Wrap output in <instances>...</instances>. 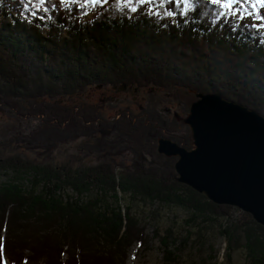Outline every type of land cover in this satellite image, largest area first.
Instances as JSON below:
<instances>
[{"label":"trees","instance_id":"trees-1","mask_svg":"<svg viewBox=\"0 0 264 264\" xmlns=\"http://www.w3.org/2000/svg\"><path fill=\"white\" fill-rule=\"evenodd\" d=\"M26 3L0 0V109L20 115L38 109L43 117V107L65 108L60 100L67 95L114 85L217 92L264 115V33L218 17L222 9L210 0H163L162 5L153 0L143 6L47 0L48 11L36 17L31 6L25 10ZM133 6L135 13L129 10ZM93 10L95 16L84 20ZM1 145L6 149L8 139ZM4 148L0 264L5 259L9 264H125L133 246L148 242L147 223L139 224L134 200L181 207L208 222V229L201 222L194 225L197 238L210 241L202 264H218L215 237L226 243V260L243 249L248 264H264V225L178 181L171 159L165 168L150 161L134 172H119L110 162L61 169L19 152L7 155ZM123 197L132 204L123 207ZM210 231L214 238L207 236ZM155 234L163 264H180V246L190 234L183 237L172 227Z\"/></svg>","mask_w":264,"mask_h":264},{"label":"rangeland","instance_id":"rangeland-1","mask_svg":"<svg viewBox=\"0 0 264 264\" xmlns=\"http://www.w3.org/2000/svg\"><path fill=\"white\" fill-rule=\"evenodd\" d=\"M245 7L249 9L248 5ZM260 11L264 13V9ZM94 14L95 10L88 12L84 20L92 18ZM244 22L251 25L259 23L251 17ZM261 30L264 33V29ZM195 90L202 92L195 88L177 91L172 87L92 86L79 94L61 99L65 108L43 107L47 110L43 117L35 113L38 109L33 114L20 115L1 108L0 140L8 139V145L6 149L2 145L0 148L2 151L4 148L7 155L19 152L29 160L58 164L61 169L64 165L65 169H75L110 162L119 172H134L148 168L150 161L165 168L168 161H173L175 165L177 157L158 152L159 137H169L181 145L192 147L190 127L184 118L189 114L191 104L199 98ZM50 100L55 104L56 99ZM56 116L60 120L52 119ZM128 133L135 138L126 137ZM138 136L141 137L139 141L136 139ZM139 147L152 152L148 155L138 150ZM68 193L73 194L72 191ZM127 204L132 203L123 197L122 206ZM132 205L139 224L147 223L148 242L133 246L124 259L125 264H163L160 238L155 233H164L167 227H172L183 237L190 234L188 241L180 246V264H202V257L210 254V241L197 238L196 235L199 222L205 229L209 227V223L203 222L201 217L193 218L190 212L181 207L153 205L141 200H134ZM207 236L215 237L211 231ZM214 241L219 249L218 264H248L243 249L234 252L228 261L224 256L225 241L220 237H215ZM212 261L207 263L211 264ZM4 264L9 262L5 259Z\"/></svg>","mask_w":264,"mask_h":264},{"label":"water","instance_id":"water-1","mask_svg":"<svg viewBox=\"0 0 264 264\" xmlns=\"http://www.w3.org/2000/svg\"><path fill=\"white\" fill-rule=\"evenodd\" d=\"M197 94L184 118L192 147L161 136L158 152L177 157L178 181L264 225V115L217 92Z\"/></svg>","mask_w":264,"mask_h":264},{"label":"snow or ice","instance_id":"snow-or-ice-1","mask_svg":"<svg viewBox=\"0 0 264 264\" xmlns=\"http://www.w3.org/2000/svg\"><path fill=\"white\" fill-rule=\"evenodd\" d=\"M47 0H28V3L24 5L25 10H28L31 6L32 11L31 15L36 17L38 13L41 11L47 12L48 9L43 7L46 4ZM121 2V0H118ZM161 5L163 4V0H160ZM61 3H64V0H61ZM92 4L98 5L102 3H108V0H84V4ZM122 3L125 5L129 4H138V5H151L153 4V0H122ZM210 3L213 5H218L222 9L218 13V17L224 18H235L237 23L248 19L249 17L253 18L254 21H259V23L254 22L251 26L258 30L264 29V13L260 11V9H264V0H210ZM251 3V10H249L246 5ZM259 5V8H257ZM55 7V5H54ZM131 12L135 13L138 11L137 7L133 6L129 9ZM185 10H187V4L185 5ZM154 9L149 8V14H153ZM158 14V13H156ZM166 15H173V13H166ZM43 19V17H40ZM3 245L0 244V251H2Z\"/></svg>","mask_w":264,"mask_h":264},{"label":"flooded vegetation","instance_id":"flooded-vegetation-1","mask_svg":"<svg viewBox=\"0 0 264 264\" xmlns=\"http://www.w3.org/2000/svg\"><path fill=\"white\" fill-rule=\"evenodd\" d=\"M180 144V143H179ZM132 151H134V149L131 147Z\"/></svg>","mask_w":264,"mask_h":264}]
</instances>
